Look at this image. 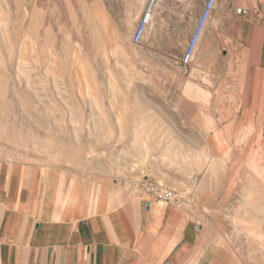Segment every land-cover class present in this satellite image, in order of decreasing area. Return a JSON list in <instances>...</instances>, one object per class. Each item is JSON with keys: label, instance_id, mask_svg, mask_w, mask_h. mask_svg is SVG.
<instances>
[{"label": "rangeland", "instance_id": "374dc122", "mask_svg": "<svg viewBox=\"0 0 264 264\" xmlns=\"http://www.w3.org/2000/svg\"><path fill=\"white\" fill-rule=\"evenodd\" d=\"M200 1L159 3L133 45L149 0H0V158L149 178L231 264H264V73L234 24L247 0L231 57L207 63L199 46L184 67Z\"/></svg>", "mask_w": 264, "mask_h": 264}, {"label": "crops", "instance_id": "0c3cea01", "mask_svg": "<svg viewBox=\"0 0 264 264\" xmlns=\"http://www.w3.org/2000/svg\"><path fill=\"white\" fill-rule=\"evenodd\" d=\"M205 2L196 4L181 42L188 43ZM255 2L245 1L234 24L263 78L264 23L255 19ZM221 3L200 43L207 63L231 57L233 11L241 3ZM119 179L0 158V264H231L206 242L192 210L149 202Z\"/></svg>", "mask_w": 264, "mask_h": 264}, {"label": "built area", "instance_id": "2783aa9c", "mask_svg": "<svg viewBox=\"0 0 264 264\" xmlns=\"http://www.w3.org/2000/svg\"><path fill=\"white\" fill-rule=\"evenodd\" d=\"M166 0H149L146 8L139 19L134 33L132 35L133 45H139L142 43L147 32L152 27V19L158 3H164ZM179 3L193 2L194 0H175ZM220 0H206L202 13L197 21V24L190 36V39L186 45V48L181 56L180 64L184 67H188L200 46L206 28L213 16L214 11ZM238 12L241 13V10ZM119 187H127L129 190L136 192L139 196H146L149 202L152 203H167L179 206L181 199L171 189L159 185L149 178L142 179H119L116 181Z\"/></svg>", "mask_w": 264, "mask_h": 264}, {"label": "bare ground", "instance_id": "6f19581e", "mask_svg": "<svg viewBox=\"0 0 264 264\" xmlns=\"http://www.w3.org/2000/svg\"><path fill=\"white\" fill-rule=\"evenodd\" d=\"M158 5H159V3H158ZM158 5H157V6H158ZM152 22H153V21H152Z\"/></svg>", "mask_w": 264, "mask_h": 264}]
</instances>
